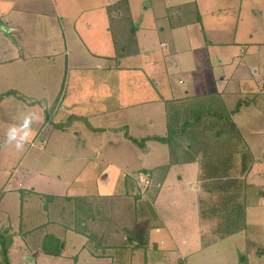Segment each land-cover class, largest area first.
Listing matches in <instances>:
<instances>
[{"label": "crops", "instance_id": "1", "mask_svg": "<svg viewBox=\"0 0 264 264\" xmlns=\"http://www.w3.org/2000/svg\"><path fill=\"white\" fill-rule=\"evenodd\" d=\"M148 1L0 0L1 23L9 30L20 16L19 31L30 41L28 52L19 44L22 75L16 90L34 102L47 101L41 107L23 105L35 116L30 141L41 145L47 158L66 162L62 170L70 169L68 177L41 170V181L31 180L34 193L42 190L41 196L57 199L30 205L33 226L25 222L29 216L19 220V209V231L15 217L5 219L12 224L0 219V232L16 234L12 264L14 253L20 261L34 257L37 264H195V255L209 248L198 241L252 239L262 246L251 227L264 224V182L258 183L264 162H255L245 178L244 229L220 238L221 229L229 232L222 226L203 230L201 163H174L167 145L149 141L139 147L132 139L165 136L169 115L178 113L185 98L219 93L226 104L235 103L233 121L264 158V131L250 137L255 128L264 130V95L250 93L252 86L262 89L256 82L264 70V0H155V6ZM71 117L76 119L59 128ZM5 126L0 122V140L6 139ZM72 128L89 131L84 145L67 133ZM97 144L103 150L108 145L111 155L126 145L135 156H122L124 167L110 153L99 161L97 153L93 162L89 152L94 156ZM132 160L140 168L128 174ZM111 167L120 177L115 189H106ZM147 173L150 187L140 178ZM18 185L25 189L23 182ZM41 214L52 223L42 224ZM146 232L148 248L134 249ZM39 236L47 243L48 237L57 240L61 254L44 253L34 242Z\"/></svg>", "mask_w": 264, "mask_h": 264}, {"label": "rangeland", "instance_id": "2", "mask_svg": "<svg viewBox=\"0 0 264 264\" xmlns=\"http://www.w3.org/2000/svg\"><path fill=\"white\" fill-rule=\"evenodd\" d=\"M153 6H155V0H152ZM145 5H149V1L146 0ZM144 5V6H145ZM148 7V6H146ZM20 16L14 17L13 26H9L10 29L4 31L0 27V122H4L6 124L5 128L8 127L12 123L21 122L23 116L29 114L30 112L24 109L23 105L26 106H34L40 107L42 104L45 106L47 101L43 102V100H39L34 102L31 98L27 96H23L19 93L16 89H19V84L21 82V75L22 72H19V44L23 45L24 51L28 52V44L29 38H24V33L19 31V18ZM61 19V18H59ZM1 22V21H0ZM2 24V23H1ZM126 38L131 36L130 34H126ZM258 37V36H257ZM37 49H32L31 53L37 54ZM24 52L25 54H28ZM47 50H39L38 54H44ZM13 60V61H11ZM17 62V63H16ZM2 63V64H1ZM259 69V68H257ZM261 75L259 76L260 79L257 80L256 84L261 85L262 89L258 91L256 90V86L250 87L251 92L254 94H263L264 95V70L260 68ZM32 76V71L29 67L27 69L25 78L29 82V78ZM35 76V75H34ZM21 89H23L21 87ZM205 99L208 100L209 103L212 104L213 108L210 107L207 103L205 106L208 109H211L216 112H227L232 114V119L234 120L235 115V103H228L226 104V100L223 94L219 93H211L205 94ZM211 97V98H207ZM262 97V96H261ZM47 98V97H46ZM44 98V99H46ZM191 97L185 98V105H190ZM182 100V99H181ZM181 107L180 112V119L183 120L188 117H193L194 113L201 112L205 110L200 106H189L186 109ZM22 112V113H21ZM21 113V117L19 118V114ZM35 114H38V110L35 108ZM52 114V111L51 113ZM49 114V115H50ZM238 114H236L237 116ZM35 117V116H34ZM46 120V119H45ZM175 120V117H173ZM211 122V120H208ZM45 122V121H44ZM235 123V122H234ZM63 129V128H62ZM237 130L242 135V139L237 138L236 135H233L229 149H222L221 144H215V148L213 149V144L210 145V151L205 149L204 141L199 142L201 144L202 151L205 154H208L209 163H208V171L203 170V174L201 175L202 179L199 178L198 186L200 188V208L202 211L203 217V227L205 233L207 229H218L220 226L226 229L227 231L231 230L230 225L227 223V215L231 216L233 213V207H237L240 209L241 212H245V201H246V191L247 187L245 178L248 177V169H250L255 162H264V158L261 157V148L251 147L246 141V134L242 133V131L237 127ZM264 130H258L255 128L251 130L250 137L259 136V132H263ZM68 134L71 136L74 135V141H78L79 143L83 142L84 145L87 139L90 138L89 131L81 130V129H69ZM75 133V134H74ZM79 133V136L76 134ZM232 134H235L232 132ZM129 137L133 136V133H128ZM200 133L196 134L195 136H199ZM202 137V135H200ZM248 137V136H247ZM129 139V138H128ZM6 139L0 140V209L6 211L3 213L0 211V219L4 224L8 222L12 224L10 221L14 220L15 228H18L19 231V222L18 217H16V213H18L19 209V220L22 221V217L29 216V219L25 220L28 221V224L33 226V222L30 219L35 212L31 210L30 205H37L38 203L49 205L51 199L57 200L54 197H47L45 195L41 196V190L39 194L34 193L31 189L32 186L39 183L41 178L39 177L41 174V170L43 173L55 172L59 173L61 176H67L70 173V169L67 168L66 171L64 166L66 162L59 161L56 162L50 158H47L46 152L40 149L41 145H37L35 143L32 144L30 141L23 151H17L12 144H6ZM139 141V140H138ZM142 141V140H140ZM188 141H184L179 150H185V145ZM87 146V143L85 147ZM253 149L256 150V153L253 152ZM190 150V146H189ZM116 153L111 155V150H109V146H106V149L103 150L99 144L97 147H94V156L91 152H89V157L91 161H94L97 158L98 153V160L105 158L106 154H109V157L113 156L117 161V165L120 167H124V162L120 159H123L122 156H128L132 158V155L135 156V153L132 147H126V145L117 146L116 149L113 151ZM258 152V153H257ZM192 154V153H191ZM137 162L132 160V165ZM210 166H218L220 177L216 182H213L209 177H211ZM139 166L133 165L127 171L128 174L133 173L139 169ZM58 170V171H56ZM112 167L109 169L111 174L109 176V184L105 185L107 187L111 186L110 189H115L117 186H113L114 184L117 185V180L120 177V174L114 171ZM139 171V170H138ZM137 172V171H136ZM107 173V172H106ZM138 175V174H137ZM132 176V179L136 176ZM142 174H140L141 176ZM71 177V176H70ZM205 179V180H203ZM264 177H258V183L264 182ZM31 180L33 181L34 185L31 186ZM19 181L23 182L25 185V189H19ZM241 182V183H239ZM206 183L210 186L211 192H208L207 188H205ZM45 184V180L43 183ZM4 185L6 186L5 192H1ZM146 187V184L143 185ZM150 187V184H149ZM28 188V189H26ZM109 189V190H110ZM121 191V188H118ZM107 190H105L106 192ZM101 193V191H99ZM107 193V192H106ZM70 207V206H69ZM51 217H55L56 219L59 218L58 215L54 214V211L50 213ZM49 215L41 214L39 221L46 225L48 223H52V218ZM5 219H10L6 220ZM252 221L255 219L251 218ZM39 223V222H38ZM61 225L64 224L63 221H60ZM257 223V222H256ZM3 224V226H4ZM224 224V225H223ZM262 222L260 224H256L251 227V230L258 236V240L261 241L262 246L256 247V245H260L258 242H254V240H244L238 239L235 242L232 240L230 243L227 242H212V241H198L199 247H203L207 250L195 255L193 262L195 264H264V224ZM261 226V228H259ZM222 230V229H221ZM219 233H222V231ZM48 233L52 234L51 230H47ZM155 235V234H154ZM220 235V234H219ZM154 238V237H153ZM46 239L45 237H35L34 242L38 243V245L45 246L46 248L54 249L55 247L58 248L59 242L55 239H51L48 237L47 240L50 242H44ZM44 242V243H43ZM160 243L161 241L158 240ZM201 244V245H200ZM46 253V252H44ZM47 254V253H46ZM10 264L11 261H10ZM13 264H37L34 261V257L29 258H22L20 261L19 253L16 255L13 254ZM38 264H42V260Z\"/></svg>", "mask_w": 264, "mask_h": 264}, {"label": "trees", "instance_id": "3", "mask_svg": "<svg viewBox=\"0 0 264 264\" xmlns=\"http://www.w3.org/2000/svg\"><path fill=\"white\" fill-rule=\"evenodd\" d=\"M190 102V105L193 106H200L202 108H205V110H202L201 112L194 113L193 117H188L183 120L180 119V110L181 107H183L185 102L183 104L179 105V111L178 113H171L168 118V130L167 134L163 137H147L145 139H142V141H138L135 139H132L133 142L139 146L144 147L147 142L149 141H157L162 144H165L169 147L171 156L174 163H192L199 161L201 163L202 169L208 171V163H209V157L208 154H205V152L202 151L201 144L199 142L204 141L205 149H208L210 151V145H214L213 149L215 148V144H221L222 149H229L230 142L233 135H236V139L240 138L242 139V135L237 130V126L234 123L232 119V114L227 112H216L211 109H208L205 104L207 103L210 107L213 108L212 104L208 102L205 97H201L194 100L188 101ZM190 105H185L183 109H186ZM173 117H175V120H173ZM72 119H76V117H71L65 124L59 125V128H63L64 125H67L69 121ZM208 120H211L208 121ZM70 121V122H71ZM234 132L235 134H232ZM200 133L202 137L195 136L196 134ZM188 141L185 145V150H182L183 147L179 150L181 144L184 141ZM190 146V150H189ZM192 153V154H191ZM210 164V163H209ZM211 171V179L213 182H216L219 178H221L219 175V169L218 166H210ZM148 174V173H147ZM145 174L147 179L150 181V175ZM206 175V174H202ZM202 179V176H200ZM205 180V179H203ZM241 183V182H239ZM205 188L209 189L208 192H211L210 186L206 183ZM233 213H231V216L227 215L228 225H230L231 230L229 232H225L220 235H218L220 238L223 237H229L231 235H234L236 233H239L242 231L245 227V212H241L239 208L233 207ZM202 214V211H201ZM203 216V215H202ZM203 218V217H202ZM142 232V229L139 231L140 235ZM146 237L145 241L140 239V236L137 237V244L134 246V249H138L141 247L142 249L148 248V237ZM16 236L14 230H3L0 232V256L2 258V261L0 264H10V258H9V251L14 243V237ZM219 239H213L211 238L209 241L216 242ZM129 245H132V240H129ZM127 242V243H128ZM128 245V244H127ZM58 248L51 249L46 248L43 246V251L53 255L58 256L61 254L62 249L60 243L57 245Z\"/></svg>", "mask_w": 264, "mask_h": 264}, {"label": "clouds", "instance_id": "4", "mask_svg": "<svg viewBox=\"0 0 264 264\" xmlns=\"http://www.w3.org/2000/svg\"><path fill=\"white\" fill-rule=\"evenodd\" d=\"M33 119L34 114L29 113L23 116L22 122L10 124L5 132V143L14 145L17 151H23L34 134Z\"/></svg>", "mask_w": 264, "mask_h": 264}, {"label": "built area", "instance_id": "5", "mask_svg": "<svg viewBox=\"0 0 264 264\" xmlns=\"http://www.w3.org/2000/svg\"><path fill=\"white\" fill-rule=\"evenodd\" d=\"M142 176H143V177H142ZM140 178H141V182H142V183H145L146 185H149L150 182H149V180L147 179L146 176L141 175Z\"/></svg>", "mask_w": 264, "mask_h": 264}, {"label": "water", "instance_id": "6", "mask_svg": "<svg viewBox=\"0 0 264 264\" xmlns=\"http://www.w3.org/2000/svg\"><path fill=\"white\" fill-rule=\"evenodd\" d=\"M0 27H1L4 31L7 32V30L5 29V27L3 26V24H1V22H0Z\"/></svg>", "mask_w": 264, "mask_h": 264}]
</instances>
